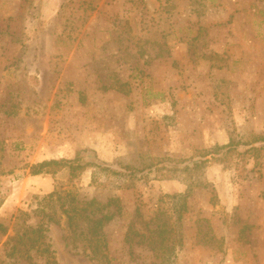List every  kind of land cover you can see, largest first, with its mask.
<instances>
[{
  "label": "rangeland",
  "instance_id": "rangeland-1",
  "mask_svg": "<svg viewBox=\"0 0 264 264\" xmlns=\"http://www.w3.org/2000/svg\"><path fill=\"white\" fill-rule=\"evenodd\" d=\"M79 155L122 171L52 176L118 199L108 264H264V0H0V264H47L6 245L48 193L32 165Z\"/></svg>",
  "mask_w": 264,
  "mask_h": 264
},
{
  "label": "trees",
  "instance_id": "trees-1",
  "mask_svg": "<svg viewBox=\"0 0 264 264\" xmlns=\"http://www.w3.org/2000/svg\"><path fill=\"white\" fill-rule=\"evenodd\" d=\"M234 145H217L211 150L200 153L194 161V168L203 167L214 158L218 151L224 149L231 150ZM216 158V157H215ZM83 156L79 155L73 159H45L32 165V174H57L61 168L69 170V181L75 180L89 167H99L117 173L121 170L106 165L102 161H83ZM167 158L159 160L164 163ZM162 169L163 167H157ZM140 171V169H132ZM38 205L30 211H21L18 220L20 222L14 228V234L9 237L6 245L7 256H14L23 253L32 259L31 250L43 255L47 264H59L55 256V251L48 237L51 223L62 226L64 239L72 250L81 249V252L91 260H104L107 264L112 260L109 256V242L103 229L107 223L111 222L121 211V205L117 198H109L102 202L96 198L88 200L81 199L73 189H54L46 195L35 196ZM37 217L36 225L28 223L31 217ZM0 230L6 232L7 228L0 223Z\"/></svg>",
  "mask_w": 264,
  "mask_h": 264
},
{
  "label": "crops",
  "instance_id": "crops-1",
  "mask_svg": "<svg viewBox=\"0 0 264 264\" xmlns=\"http://www.w3.org/2000/svg\"><path fill=\"white\" fill-rule=\"evenodd\" d=\"M39 175H44V176H41V178L42 177H44V183H45V186L43 187L44 188V190L46 191V193L48 192H51V191H53L54 189V178L52 177L53 176V174H39ZM39 175H32V179L33 180H36V177L35 176H39ZM38 178V177H37ZM43 179V178H42ZM42 181V180H41ZM43 183H39V185H38V189L40 190L41 188H40V185H42Z\"/></svg>",
  "mask_w": 264,
  "mask_h": 264
}]
</instances>
